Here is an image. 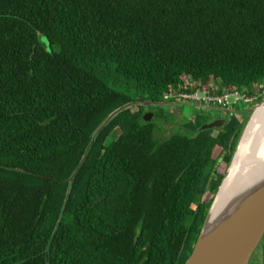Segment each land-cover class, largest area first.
Instances as JSON below:
<instances>
[{
	"label": "trees",
	"instance_id": "16d2710c",
	"mask_svg": "<svg viewBox=\"0 0 264 264\" xmlns=\"http://www.w3.org/2000/svg\"><path fill=\"white\" fill-rule=\"evenodd\" d=\"M185 78L261 89L264 0H0V264L184 263L243 124L96 129Z\"/></svg>",
	"mask_w": 264,
	"mask_h": 264
},
{
	"label": "water",
	"instance_id": "95a60500",
	"mask_svg": "<svg viewBox=\"0 0 264 264\" xmlns=\"http://www.w3.org/2000/svg\"><path fill=\"white\" fill-rule=\"evenodd\" d=\"M144 104L170 105L162 101L151 102L149 100L126 102L112 110L104 118L96 131H99L106 121L121 109ZM258 105L264 106V96L257 100L249 109L248 117L243 123L227 163L228 166L236 152L251 113ZM143 118L145 120H151L154 117L151 112H145ZM224 122L225 118H214L209 122L201 124L197 131L219 128ZM224 175L207 208L191 251L183 264H248L253 251L262 237L264 232V179L242 193L226 211L216 217L212 222L207 223L214 196L220 188Z\"/></svg>",
	"mask_w": 264,
	"mask_h": 264
},
{
	"label": "bare ground",
	"instance_id": "6f19581e",
	"mask_svg": "<svg viewBox=\"0 0 264 264\" xmlns=\"http://www.w3.org/2000/svg\"><path fill=\"white\" fill-rule=\"evenodd\" d=\"M264 179V106L246 124L236 152L212 202L207 223L226 211L246 190Z\"/></svg>",
	"mask_w": 264,
	"mask_h": 264
},
{
	"label": "built area",
	"instance_id": "2783aa9c",
	"mask_svg": "<svg viewBox=\"0 0 264 264\" xmlns=\"http://www.w3.org/2000/svg\"><path fill=\"white\" fill-rule=\"evenodd\" d=\"M196 82L185 78L176 90L164 92L161 95V101L170 104L166 107L176 104H192L206 109L208 106H213L228 116L236 112L234 109L236 105L251 103L264 96V86L248 95L233 87L218 89L214 81L204 86H198Z\"/></svg>",
	"mask_w": 264,
	"mask_h": 264
},
{
	"label": "rangeland",
	"instance_id": "374dc122",
	"mask_svg": "<svg viewBox=\"0 0 264 264\" xmlns=\"http://www.w3.org/2000/svg\"><path fill=\"white\" fill-rule=\"evenodd\" d=\"M257 101L251 102V103H247V104H238L235 106V110L237 111V113H234V116L239 119L241 121V123L243 124V122H245L246 118L248 117L249 114V109L256 103ZM135 107V106H133ZM144 112H160L161 114H163L164 116H168L169 114L174 116V119L172 120H166L163 121L162 123H160L161 121L156 119L155 121V128L153 130V138L156 141L162 140L163 138H165L166 136H168L172 131L176 130V128L178 127L179 131H182L181 125L179 124L178 118L180 117L176 112H170L173 110H177L178 112H180L181 115H184L185 118H193L195 116H198L200 120H204L205 122H208L210 120H213L214 118H225L227 117V114L224 113L223 111H218L216 110L213 106H208L206 109H202L199 106L196 105H188V104H176L173 106H169L166 107L164 105H149V104H144L142 106ZM174 108V109H173ZM175 114V115H174ZM116 135L115 132H113L111 134V137L114 138V136ZM236 144V143H235ZM235 146V145H234ZM228 165H225L224 162L219 161L218 165H217V171L219 173H224L226 172ZM210 197V194L208 192H205L202 196V200H207ZM258 247V245H257ZM257 247L255 248V250L253 251V258L256 255V259L259 262L260 261V253H259V249L257 250ZM252 257V255H251ZM250 262V260H249ZM248 264H251V262Z\"/></svg>",
	"mask_w": 264,
	"mask_h": 264
},
{
	"label": "crops",
	"instance_id": "0c3cea01",
	"mask_svg": "<svg viewBox=\"0 0 264 264\" xmlns=\"http://www.w3.org/2000/svg\"><path fill=\"white\" fill-rule=\"evenodd\" d=\"M188 105H192V104H188ZM171 113L172 112H176L180 117H185L184 115H181L180 112H178L177 110H173V111H170ZM175 115V114H174Z\"/></svg>",
	"mask_w": 264,
	"mask_h": 264
},
{
	"label": "clouds",
	"instance_id": "9594fccd",
	"mask_svg": "<svg viewBox=\"0 0 264 264\" xmlns=\"http://www.w3.org/2000/svg\"><path fill=\"white\" fill-rule=\"evenodd\" d=\"M215 108V107H214ZM216 110H218L219 111V109L218 108H215ZM221 111V110H220Z\"/></svg>",
	"mask_w": 264,
	"mask_h": 264
},
{
	"label": "flooded vegetation",
	"instance_id": "af4514ba",
	"mask_svg": "<svg viewBox=\"0 0 264 264\" xmlns=\"http://www.w3.org/2000/svg\"><path fill=\"white\" fill-rule=\"evenodd\" d=\"M235 113H237V111Z\"/></svg>",
	"mask_w": 264,
	"mask_h": 264
}]
</instances>
